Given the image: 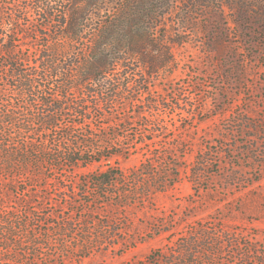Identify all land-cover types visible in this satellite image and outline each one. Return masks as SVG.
Instances as JSON below:
<instances>
[{"label": "rangeland", "instance_id": "obj_1", "mask_svg": "<svg viewBox=\"0 0 264 264\" xmlns=\"http://www.w3.org/2000/svg\"><path fill=\"white\" fill-rule=\"evenodd\" d=\"M189 2L177 0L164 22L183 40L173 49V67L148 79L144 96L137 86L131 88L127 98L136 99L134 103L123 108L119 100L116 106L118 117L132 122L118 128L123 135L118 144L130 150L76 171L53 160L43 170L49 181L0 190L5 195L0 220L11 211L33 232L32 244L19 249L17 262L12 244L3 243L0 264H138L159 249L170 252L181 239L198 245L195 264L207 259L214 264H264V0H248L247 6L241 0ZM4 3L16 9L13 0ZM27 19L32 39H19L26 46L24 57H37L35 48L48 45L38 31L54 35L55 20L38 10ZM3 63L0 59L1 73ZM25 69L31 71L29 62ZM59 82L47 92L56 93ZM0 89L10 96L4 83ZM15 102L22 105L23 99ZM39 110L44 111L38 107L34 112ZM138 111H144L146 120L135 115ZM60 119L50 135L54 144L84 137L82 128L67 136L73 120ZM149 123L165 127L157 148L136 150L135 142L151 137L145 126ZM101 125L98 120L94 127ZM171 160L180 165L179 182L162 192L147 193L146 179L137 185L129 181L131 195L122 205L113 201L104 206L91 196L72 194L74 186L84 188L82 182L108 166L129 178L146 162L156 173L169 171ZM30 193L37 202L27 206ZM35 208L38 221L31 215Z\"/></svg>", "mask_w": 264, "mask_h": 264}, {"label": "trees", "instance_id": "obj_2", "mask_svg": "<svg viewBox=\"0 0 264 264\" xmlns=\"http://www.w3.org/2000/svg\"><path fill=\"white\" fill-rule=\"evenodd\" d=\"M187 1L194 6L201 3V0ZM242 1L247 6L248 0ZM13 2L16 9L9 10L4 0H0V59H4L5 71L0 72V83L11 90L7 96L6 91L0 89V190L3 191L5 187L13 191L10 188L19 187L24 182L49 181L43 170L45 166L51 167L53 160L59 161L63 169L76 171L123 156L131 147L118 144L123 136L118 128L132 122L130 118L116 114L119 112L116 109L119 100H123V108L134 103L136 99L127 96L136 86L140 95L147 94L144 84L173 67V49L183 43L179 35H174L164 23L170 7L177 0ZM32 10H38L40 16L53 20L59 16V21L55 20L54 35L38 31V38L46 39L48 45L40 50L35 48L37 57H24L26 46L19 38L32 39L29 30L31 19H27L31 17ZM243 14L248 15V11H243ZM42 27L47 29V26ZM57 39L64 44H58ZM81 45L83 47L79 48ZM28 62L29 72L25 69ZM57 82V92L48 93L47 90L55 88L57 85L53 83ZM15 99H23V106ZM153 105L156 106L157 102ZM38 107L44 111L35 113ZM135 115L142 121L146 120L144 111ZM62 116L73 120L65 132L67 136L82 128L84 137L69 140L66 145L54 144L55 140L50 135L59 128ZM98 120L102 125L96 128L94 125ZM145 126L151 128L147 131L151 137L135 142L136 150L156 146L165 129L160 123ZM168 150L172 154L174 149L170 147ZM154 151L151 150V154ZM169 164V171L156 173L153 164L146 162L129 178L108 166L82 182L84 188L80 187L81 183L77 185L78 191L74 186L72 194L91 196L94 202L99 201L104 206L113 201L122 205L125 204L123 199L128 200L131 195L127 189L130 180L136 185L150 180L149 185L143 184L150 194L162 192L168 185L174 187L179 182L177 170L180 165L175 160ZM167 174L169 180H166ZM4 196L0 195V202L4 201ZM29 196L25 200L27 206L37 202L33 199L37 195L30 193ZM36 212L35 208L31 215L38 221ZM32 238L33 232L28 225L11 216V211L7 217H1L0 249H4L3 243L12 244L16 262L21 257L19 249L30 246ZM190 242V239H181L170 252L159 249L138 264H195L194 250L198 245ZM214 262L207 259L204 263Z\"/></svg>", "mask_w": 264, "mask_h": 264}]
</instances>
